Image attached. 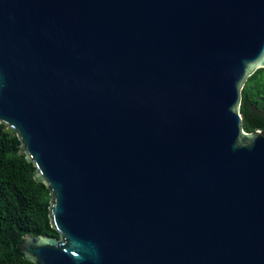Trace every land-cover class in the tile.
Returning <instances> with one entry per match:
<instances>
[{
    "label": "water",
    "instance_id": "obj_1",
    "mask_svg": "<svg viewBox=\"0 0 264 264\" xmlns=\"http://www.w3.org/2000/svg\"><path fill=\"white\" fill-rule=\"evenodd\" d=\"M264 0H0V124L49 190L34 264H264Z\"/></svg>",
    "mask_w": 264,
    "mask_h": 264
},
{
    "label": "trees",
    "instance_id": "obj_2",
    "mask_svg": "<svg viewBox=\"0 0 264 264\" xmlns=\"http://www.w3.org/2000/svg\"><path fill=\"white\" fill-rule=\"evenodd\" d=\"M240 112L245 131L264 130V68L248 77ZM19 143L14 130L0 124V264H34L20 251L25 234L59 235L48 217L49 190L18 154Z\"/></svg>",
    "mask_w": 264,
    "mask_h": 264
}]
</instances>
